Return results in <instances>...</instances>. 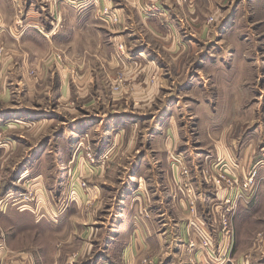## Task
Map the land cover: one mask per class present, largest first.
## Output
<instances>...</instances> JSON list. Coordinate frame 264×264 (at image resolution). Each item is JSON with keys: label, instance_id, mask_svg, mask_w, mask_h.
Segmentation results:
<instances>
[{"label": "rangeland", "instance_id": "374dc122", "mask_svg": "<svg viewBox=\"0 0 264 264\" xmlns=\"http://www.w3.org/2000/svg\"><path fill=\"white\" fill-rule=\"evenodd\" d=\"M156 1L182 52L153 69L95 62L85 80L78 46H35L41 70L23 68L20 5L15 38L0 26V264H264V0ZM89 3L104 25L119 23L115 0ZM256 136L254 161L232 174ZM168 197L171 218L140 237L128 229L139 199L147 214ZM199 215L206 231L191 224Z\"/></svg>", "mask_w": 264, "mask_h": 264}, {"label": "crops", "instance_id": "0c3cea01", "mask_svg": "<svg viewBox=\"0 0 264 264\" xmlns=\"http://www.w3.org/2000/svg\"><path fill=\"white\" fill-rule=\"evenodd\" d=\"M42 2H45L46 8L50 10V16L48 17L45 16L46 11L44 7L40 5ZM129 2L134 4V0ZM156 2V0H143L137 5V8H135L134 5L132 7V5L129 6L124 1L115 0V5L118 6L120 21L118 24L107 22L106 25H104L99 18L98 9L97 12L95 10L93 13L89 0H0V26L2 25L1 28L5 30L10 28L9 31L12 37L16 34L13 31L14 26L12 27V25H16V7L20 5L19 7H22L24 11L22 23L20 24L22 34L19 38H15V36L14 38L20 40V43L25 45V47L20 50V59L23 68L33 66L41 70L42 54L38 52L35 46L43 44L45 45L44 50L48 48H57L58 46H67L69 50L68 47L78 46L77 50H74V52L71 50V59L79 62L77 63L79 64V69L82 70V74L77 73L79 76L84 77L82 80H85L90 78V74L92 75V71L94 70L92 64L95 62L97 64L96 69L102 70V68H108L106 64H111V66L119 64L128 68L131 60L137 58L140 61H146L149 59V66L153 69L155 66H158L157 64L161 60L182 52L183 45L181 40L172 37L173 25H176L173 22L174 18L172 16V11H170L169 6L163 3L162 6ZM150 4H153L159 8V10L152 8V17L145 18L143 11L146 13V8L149 7ZM139 5L142 9L138 7ZM160 7L163 10L161 15L159 13L154 15L157 11H161ZM146 14L148 15L149 12ZM143 31L145 32L142 33ZM87 33H93L95 38L91 39L85 37ZM104 33L108 35L107 38L103 37L105 36ZM149 33L156 41L153 48L158 49L157 51L151 49L150 44H148V41L144 38ZM92 47H94V49ZM62 95L65 94L63 93ZM258 140H260L258 136L253 138L254 143H250L249 148L245 149L244 156L241 155L239 157L235 153V156L239 158L237 164L230 159L231 163L235 164L231 166L230 172L232 174H238L240 176V174L245 173V171L247 172L248 167L254 161L253 147L259 142ZM222 144L224 147H228V145H225L224 140L221 145ZM230 150L231 151L222 154V156L227 154V156L230 157L229 153H233L232 151H234L232 149ZM247 151H249L250 154L246 153ZM192 178H194V186L199 187L201 178L197 176ZM222 194V192L219 193L220 201L223 196ZM258 197L261 202L264 203V183L260 186ZM166 198L167 197H165L164 200H166ZM162 200L158 202L154 200L153 202H157V205L152 206L146 214L143 210L144 206L141 207L140 204L141 202H145V200L139 199V203L136 204L138 211L133 207L134 211L131 214V218H134L133 222H130V220L126 221L128 229H130L133 234L140 237V235H143L141 228L145 227L146 223L153 222L154 225V219L159 221L158 218L161 215H163V217L170 216L171 218L170 210L174 202L170 200V198L168 202ZM180 202L181 205L186 208L187 203L184 199L178 201V204ZM151 204L152 203H150V205ZM177 210L180 212L183 221L187 223L188 219H184L186 216L183 217L182 209ZM160 211H162V213H160ZM204 222V217L200 215L195 220H191V224L193 223L206 231ZM156 232L154 235H156ZM133 246L135 245L133 244ZM131 248L133 247L129 246L127 249Z\"/></svg>", "mask_w": 264, "mask_h": 264}, {"label": "built area", "instance_id": "2783aa9c", "mask_svg": "<svg viewBox=\"0 0 264 264\" xmlns=\"http://www.w3.org/2000/svg\"><path fill=\"white\" fill-rule=\"evenodd\" d=\"M114 88L115 89H118L119 88V85H116V86H114ZM225 166H228L227 164L225 165L224 164V167L223 168H225ZM255 171L256 170H252V172H253V174H255ZM183 174H185V172L183 173ZM222 178L223 179H225V177H223L222 176ZM253 176L251 175L250 177H248V178H246L245 179V181L241 184V188H239V192H241L242 190H249V186L251 185V183L253 182ZM228 181V180H227ZM236 182V181H235ZM217 184H218V182H217ZM188 194L190 195V199L188 200V203H189V206H190V209L191 210H193L194 211V209H195V201H194V199H193V197H191L192 195H193V193H192V190L191 189H188ZM234 199H232L231 198V200H225V205L226 204H229V205H232V201H233ZM218 207H220L221 208V205L219 206L218 205ZM225 223V222H224ZM226 225V224H225ZM200 234V236L202 237V246L204 247V246H207L208 245V239L206 238V236L205 235H202L201 233H199Z\"/></svg>", "mask_w": 264, "mask_h": 264}, {"label": "bare ground", "instance_id": "6f19581e", "mask_svg": "<svg viewBox=\"0 0 264 264\" xmlns=\"http://www.w3.org/2000/svg\"><path fill=\"white\" fill-rule=\"evenodd\" d=\"M221 201H222V199H221ZM219 206H220V204H219Z\"/></svg>", "mask_w": 264, "mask_h": 264}]
</instances>
